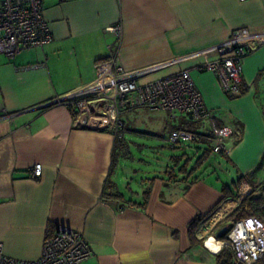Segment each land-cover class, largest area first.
Returning <instances> with one entry per match:
<instances>
[{"label": "crops", "instance_id": "0c3cea01", "mask_svg": "<svg viewBox=\"0 0 264 264\" xmlns=\"http://www.w3.org/2000/svg\"><path fill=\"white\" fill-rule=\"evenodd\" d=\"M43 8L52 40L14 57L0 53V241L5 254L36 259L46 235L64 225L80 231L94 252L80 264H218L226 246L214 253L203 239L234 224L240 183L254 186L250 196L264 200V45L244 59L233 96L214 73L196 67L213 58L209 49L234 29H264V0H44ZM117 24L120 37L108 30ZM112 56L125 71L140 73L141 81L190 69L216 125L232 131L223 140L224 150L211 153L208 124L194 122L201 137L194 146H179L199 151V157L206 152L198 168L179 172L187 156L177 154L168 161L176 168L165 164L128 182L133 171L120 164L119 155L110 177L115 186L106 192L117 191L123 200L104 193L115 137L74 128L66 107L46 103L91 82L95 63ZM140 109L147 108L123 115L125 132L130 130L126 120ZM161 111L168 127L165 139L190 121L183 115L171 121ZM35 163L42 164L40 178L32 176ZM120 173L126 182L119 180ZM147 178H153L150 185ZM146 186L144 209L126 202L141 201ZM244 211L250 214L247 205ZM198 216L202 222L191 245L188 223Z\"/></svg>", "mask_w": 264, "mask_h": 264}, {"label": "built area", "instance_id": "2783aa9c", "mask_svg": "<svg viewBox=\"0 0 264 264\" xmlns=\"http://www.w3.org/2000/svg\"><path fill=\"white\" fill-rule=\"evenodd\" d=\"M244 1V0H240ZM44 0H2L0 5V53L14 57L24 49L42 48L52 40L49 25L43 14ZM108 30L121 36V25ZM264 45V29L254 32L247 27L234 29L220 44L212 47L215 56L198 64L197 70L212 72L220 80L228 95L238 93V83L246 56ZM96 77L72 91L51 99L46 105H62L72 113V126L111 133L120 137L125 132L123 115L137 108L167 112L171 121L180 115L200 124L207 123L211 132V153L224 150L223 140L232 131L216 125L203 102L190 69L148 81L140 80V73L125 71L114 56L95 63ZM198 130L174 128L167 135L171 146L192 143L201 137ZM205 159V158H204ZM203 159V160H204ZM32 176H42V164L35 163ZM255 187L242 181L236 201L251 195ZM225 238L208 235L232 250V264H256L264 260V221L254 215L245 216L229 227ZM211 251V250H210ZM213 252V251H212ZM94 256L84 235L70 227L59 225L45 237L41 253L36 259L26 260L5 254L0 241V264H80Z\"/></svg>", "mask_w": 264, "mask_h": 264}, {"label": "rangeland", "instance_id": "374dc122", "mask_svg": "<svg viewBox=\"0 0 264 264\" xmlns=\"http://www.w3.org/2000/svg\"><path fill=\"white\" fill-rule=\"evenodd\" d=\"M165 119L166 117L161 110L147 108L138 110L135 116L126 120L130 130L125 132L127 147L125 154H121L123 158L120 164L126 167L128 171H133L128 182H131V178L145 177L154 172H159L165 167V164L171 168H176L173 160L168 163L173 155L185 153L187 159L183 158L180 162L183 165L187 160V167L189 168L199 158V151L196 152L186 146H171L167 142L165 134L168 132V127H165ZM196 143L192 142L191 146ZM185 144L188 145V143ZM154 146L158 149L157 151L153 150ZM119 180L126 182L121 173ZM130 185L134 190L138 188L133 184ZM122 191H126L125 187L122 188Z\"/></svg>", "mask_w": 264, "mask_h": 264}, {"label": "trees", "instance_id": "16d2710c", "mask_svg": "<svg viewBox=\"0 0 264 264\" xmlns=\"http://www.w3.org/2000/svg\"><path fill=\"white\" fill-rule=\"evenodd\" d=\"M245 88H242V93L245 92ZM184 129H188V130H196V124L193 121H188L186 123L185 127H182ZM127 147V142L124 140L123 136L120 137H115V142H114V151L112 153V162L110 165V170H109V174L108 177L106 179L105 182V189H104V193L108 194L111 197L123 200V196L121 193L117 192V191H110L109 193L106 192V190H112L113 187L115 186V183L113 180H111V175L114 173L115 168H116V164H117V159L119 157V155L121 154H125V150ZM206 156V152L200 156L197 160L196 163L194 164V166L191 168V172L194 171L196 168L199 167V165H201L202 160L205 158ZM186 166L187 163H184L183 165H181L178 169L179 172L184 173L186 170ZM170 173V171H168ZM194 180V179H193ZM193 180L189 181V183H191ZM153 181V178H147L144 179V182H147L149 185L150 183ZM149 193H150V188L149 186H146L145 189L142 191V200L141 201H133L132 199H127V203L130 205H134L137 206L141 209L145 208L146 205V201L149 197ZM247 205L250 208V214L246 213L244 211V206ZM249 215H254L257 218H259L261 221H264V200H262V196H246L245 198L242 199V201L240 202L239 206L237 207V209L233 212L232 214V221L236 222L239 219L245 217V216H249ZM202 222L201 217H195L194 219H192L189 223H188V237L190 240L191 245H194L196 240L195 237V232L197 230V228L199 227L200 223ZM233 223H231L230 226L231 227ZM51 234H47V236H49ZM222 238H225L226 235L222 234L220 235ZM231 256H232V250L229 247H225L218 255V264H232L231 261Z\"/></svg>", "mask_w": 264, "mask_h": 264}, {"label": "bare ground", "instance_id": "6f19581e", "mask_svg": "<svg viewBox=\"0 0 264 264\" xmlns=\"http://www.w3.org/2000/svg\"><path fill=\"white\" fill-rule=\"evenodd\" d=\"M227 205H233V201L227 203ZM207 246L210 248L211 251L216 252L219 249L220 244L217 243L215 239L211 238L207 241Z\"/></svg>", "mask_w": 264, "mask_h": 264}, {"label": "water", "instance_id": "95a60500", "mask_svg": "<svg viewBox=\"0 0 264 264\" xmlns=\"http://www.w3.org/2000/svg\"><path fill=\"white\" fill-rule=\"evenodd\" d=\"M229 227L228 226H224L222 227L216 234V236H220L222 234H225L228 231Z\"/></svg>", "mask_w": 264, "mask_h": 264}]
</instances>
